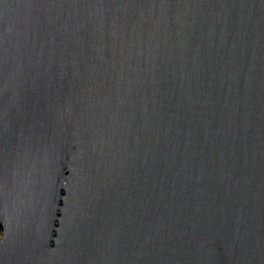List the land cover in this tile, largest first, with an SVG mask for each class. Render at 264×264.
I'll return each instance as SVG.
<instances>
[{"label": "water", "instance_id": "95a60500", "mask_svg": "<svg viewBox=\"0 0 264 264\" xmlns=\"http://www.w3.org/2000/svg\"><path fill=\"white\" fill-rule=\"evenodd\" d=\"M0 264H264V0H0Z\"/></svg>", "mask_w": 264, "mask_h": 264}, {"label": "trees", "instance_id": "16d2710c", "mask_svg": "<svg viewBox=\"0 0 264 264\" xmlns=\"http://www.w3.org/2000/svg\"><path fill=\"white\" fill-rule=\"evenodd\" d=\"M0 236H1V233H0Z\"/></svg>", "mask_w": 264, "mask_h": 264}, {"label": "rangeland", "instance_id": "374dc122", "mask_svg": "<svg viewBox=\"0 0 264 264\" xmlns=\"http://www.w3.org/2000/svg\"><path fill=\"white\" fill-rule=\"evenodd\" d=\"M0 238H1V236H0Z\"/></svg>", "mask_w": 264, "mask_h": 264}]
</instances>
